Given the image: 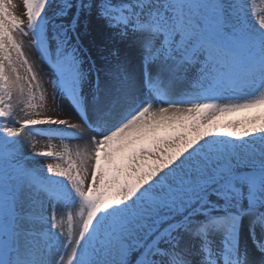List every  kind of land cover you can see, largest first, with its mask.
I'll return each instance as SVG.
<instances>
[{
    "label": "snow or ice",
    "instance_id": "1",
    "mask_svg": "<svg viewBox=\"0 0 264 264\" xmlns=\"http://www.w3.org/2000/svg\"><path fill=\"white\" fill-rule=\"evenodd\" d=\"M13 7L0 264H264V16L248 0H23L26 22ZM45 78L55 115L38 111ZM36 135L82 144L37 151Z\"/></svg>",
    "mask_w": 264,
    "mask_h": 264
},
{
    "label": "rangeland",
    "instance_id": "2",
    "mask_svg": "<svg viewBox=\"0 0 264 264\" xmlns=\"http://www.w3.org/2000/svg\"><path fill=\"white\" fill-rule=\"evenodd\" d=\"M248 3L250 5V7L254 6V10H253V15L255 18H259V16H264V0H248ZM13 5L14 7L11 8L10 10L13 11V13L20 18L21 20H24L26 22V15H25V10L23 7V0H13ZM26 46L30 49L27 39L25 38V42H24V50L25 53L26 52ZM31 50V49H30ZM93 55L95 56V52H93ZM29 61L30 57L27 54ZM100 62V61H98ZM35 66V65H34ZM48 65L47 62H44L43 64V71L47 72L48 71ZM37 75L40 76L41 74V68L37 69ZM42 87L45 90V96H46V100L44 101L45 103V107L43 109H38V111H44L46 112L48 115H55V113H53L51 111L52 109V100H51V96H50V92H51V86L47 83L46 78L43 81ZM61 118H66L65 116H61ZM34 143L36 144V149L37 151L39 150H46V145L51 143L55 150L59 151L62 149L63 144H67L69 147V150L71 151H75V144H74V140H64V141H60L59 139L56 140H51L49 141L47 138L42 137L40 135H36L35 139H34ZM60 163V161L58 159L52 158V159H47L44 161V163Z\"/></svg>",
    "mask_w": 264,
    "mask_h": 264
},
{
    "label": "bare ground",
    "instance_id": "3",
    "mask_svg": "<svg viewBox=\"0 0 264 264\" xmlns=\"http://www.w3.org/2000/svg\"><path fill=\"white\" fill-rule=\"evenodd\" d=\"M26 52H27V54L29 55L31 62L35 65V54H34L33 50H30V49L26 46ZM100 63H101V62H98V61H97L98 66H99ZM35 67H36L37 69H40L39 66H36V65H35ZM66 118L71 119L72 122H78V121L75 120L74 118H71V117H66ZM74 144H75V150H76L77 147L80 146V145L82 144V142L77 141V140H74Z\"/></svg>",
    "mask_w": 264,
    "mask_h": 264
}]
</instances>
